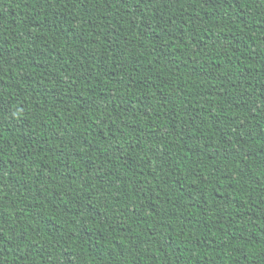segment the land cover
<instances>
[{
    "label": "trees",
    "instance_id": "1",
    "mask_svg": "<svg viewBox=\"0 0 264 264\" xmlns=\"http://www.w3.org/2000/svg\"><path fill=\"white\" fill-rule=\"evenodd\" d=\"M0 264H264V0H0Z\"/></svg>",
    "mask_w": 264,
    "mask_h": 264
}]
</instances>
